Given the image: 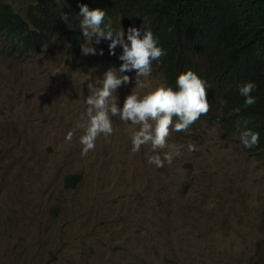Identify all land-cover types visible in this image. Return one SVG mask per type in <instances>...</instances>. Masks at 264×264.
I'll use <instances>...</instances> for the list:
<instances>
[{"label":"rangeland","instance_id":"374dc122","mask_svg":"<svg viewBox=\"0 0 264 264\" xmlns=\"http://www.w3.org/2000/svg\"><path fill=\"white\" fill-rule=\"evenodd\" d=\"M29 1L11 3L23 9ZM91 46L96 55L70 51L67 36L60 33L26 58L0 52V264H139L110 250L112 244L124 243L140 257L158 243L172 256L164 264H187L186 258L196 263L190 256L203 242L211 246L204 251L209 264H250L259 253L247 251L249 236L264 238L259 221L264 214V150L250 153L241 144L227 145L213 130L206 131L204 142L190 130L179 136L171 132L168 144L184 145L182 154L171 165L157 168L147 162L145 167L140 151L133 156L126 152L133 126L114 118L113 134L107 140L98 137L95 149L82 156L79 137L84 130L78 125L86 119L87 84L114 68L95 38ZM122 50L116 47L120 55ZM124 74L131 82L115 93L121 103L131 93L143 96L164 84L153 69L141 78L144 88L135 85V71ZM69 131L74 133L70 143L65 139ZM188 143L198 151L188 152ZM142 147L148 152V146ZM148 171L155 182L144 188ZM69 173L83 176L76 189L63 185ZM178 186L180 191L188 188L187 198L182 199ZM163 199L172 200L170 209L177 214L182 200L199 201L187 225L180 227L156 207ZM191 230L204 239L188 240ZM53 255L54 262L46 261ZM165 258L152 264H163Z\"/></svg>","mask_w":264,"mask_h":264},{"label":"trees","instance_id":"16d2710c","mask_svg":"<svg viewBox=\"0 0 264 264\" xmlns=\"http://www.w3.org/2000/svg\"><path fill=\"white\" fill-rule=\"evenodd\" d=\"M11 1L0 0V52L4 57L26 58L34 55L60 33L67 36L69 50L79 52L83 43L77 35L80 5L104 9L105 23L110 19L114 29L120 27L127 30L133 23L142 29L143 35L144 24L151 28L158 46L166 53L159 61L153 62L152 69L167 86L175 89L176 77L187 70L195 72L206 82L211 108L190 126L194 139L199 138L203 122L223 117L234 124L228 135L231 139L242 145L238 136L246 121L247 127L260 136L259 144L247 149L257 152L264 148V0H30L23 9L15 8ZM64 13L69 14L67 24L60 18ZM109 43L101 40L99 48L103 50L102 55L108 64L119 68L123 62L116 50L115 55L109 53ZM248 82L256 86L251 94L257 98V103L245 108L239 88ZM237 108L240 109L238 113L234 112ZM85 113L86 110L84 116ZM238 122L241 125L239 129ZM183 133L177 132L178 136ZM140 152L146 158L143 147ZM127 154L133 156L129 150ZM146 160L145 167L148 166ZM162 172L166 170L162 169ZM82 179L80 173H69L63 177V185L76 189ZM154 182L155 177L150 173L143 183L144 188L151 187ZM177 189L182 199L189 196L187 187L181 191L179 186ZM198 201L182 200L181 214L170 209L172 200H160L156 207L164 209L161 214L185 227L189 213ZM259 221L264 234V214ZM187 237L188 240L191 237L204 239L201 232L193 230ZM249 239L247 251L259 253L250 264H264V238L257 241V238L249 236ZM210 247L203 242L190 259L197 264H209L204 251ZM110 250L116 251V255H123L126 262L129 255L139 264H152L155 258L167 257L158 243L146 248L142 257L137 254L136 248L126 243L121 246L112 244ZM55 260L56 255H53L46 261ZM168 261L170 259L163 264Z\"/></svg>","mask_w":264,"mask_h":264},{"label":"clouds","instance_id":"9594fccd","mask_svg":"<svg viewBox=\"0 0 264 264\" xmlns=\"http://www.w3.org/2000/svg\"><path fill=\"white\" fill-rule=\"evenodd\" d=\"M78 16L81 18L79 27L82 29L83 37L87 39L86 43L81 44L83 55L97 54L96 49L91 46L93 38L97 44L101 40L110 41L108 48L111 55H115L118 45L123 49L121 55L116 51L123 62L118 69L109 68L103 74V79L97 78L95 82L89 80L87 84L89 94L85 101L87 109H84L86 119L78 125L84 130L79 137V143L82 145L81 155L87 156L90 151H93L96 140L101 135L107 140L114 132L113 120L118 118L133 126L130 135L131 143L127 144L126 152L129 150L138 153L142 146H148L149 150L145 155L150 165L157 168L163 167L165 162L171 165L173 159L182 154L184 145H169L168 139L172 135H178L177 132H188L190 126L201 115H206L210 111L206 82L195 72L187 70L176 77L175 89L167 86L166 83L160 84L143 96L131 93L121 103L117 100L115 93L119 87L131 82L130 76L124 73L135 71V85L141 88L147 87L141 78L149 77L153 62L159 61L166 53L162 47L158 46L157 39L146 24H144L142 35V29L132 23L127 29L125 40L123 29L119 31L114 29L110 19L105 23L104 9H90L87 4H81ZM60 18L67 24L69 14L64 13ZM100 54H103L102 49ZM255 87L254 83L248 82L239 88V94L244 97L245 108L257 103V98L251 94ZM239 111L238 108L234 110L236 113ZM233 127L234 124L223 117L212 118L209 122H203L199 138L195 140L204 142L206 131L213 130L219 140L234 146L237 142L228 136ZM237 127L238 129L241 127L239 122ZM73 135L74 133L69 131L65 137L66 141L70 143ZM238 139L250 153H259L264 150V148L257 152L249 150L259 144L260 136L258 132L247 127L246 121L243 123L242 130L239 131ZM186 148L188 152L198 151V147L192 143H188ZM171 257L167 255L164 261L171 260ZM187 264L196 263L187 259Z\"/></svg>","mask_w":264,"mask_h":264}]
</instances>
